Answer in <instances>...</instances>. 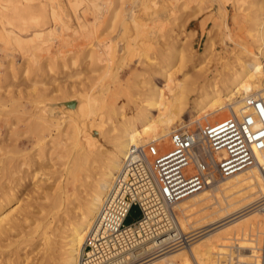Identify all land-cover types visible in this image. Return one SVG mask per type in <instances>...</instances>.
Segmentation results:
<instances>
[{
  "label": "bare ground",
  "instance_id": "obj_1",
  "mask_svg": "<svg viewBox=\"0 0 264 264\" xmlns=\"http://www.w3.org/2000/svg\"><path fill=\"white\" fill-rule=\"evenodd\" d=\"M26 1L27 4L24 6L19 4V0H3L2 3L3 9L10 7V11L6 12V14L3 13L7 16L6 23L9 26H16L19 31L23 30L25 25L28 27L27 24L33 23V25H43L50 19H52L51 21L57 19L60 10L63 12L65 10V14L68 13L65 0ZM87 1L95 9H102L100 7L101 2L98 0ZM146 1L147 0H142L141 4L145 5ZM150 1L152 3L153 0ZM233 1L237 3V7L243 11L242 18L245 22L246 36L242 39H232L227 26V42L233 44L230 54L231 57L228 56L229 58L221 63L222 67L214 75L207 76L200 85L193 86L192 90L190 89L192 94H194L192 99L188 94L189 92L185 93V87H187L185 83L188 81L184 80L183 82L178 81L176 83L173 72L171 73V71H167L166 68H164L161 71L159 70V74L165 80L164 86L167 89L168 95L165 94V91L161 87L148 82L150 86L148 88L146 86L148 90L143 94L144 96L141 95V98L133 99L134 101L132 100L133 109L131 108V114L127 117H125V115L124 118L121 117L117 119V123L115 125L111 124L110 128L108 127L105 129L103 127L105 130L101 129L102 126L105 125V119H103V114L100 115L104 113V111L98 112V110L105 107L111 112V110L115 108L113 107L115 105H113L114 101H111L112 104L107 101L109 97L108 94L105 96V90H98L96 92L89 90L77 96L76 98L78 99L75 98L76 95L72 97L69 94L71 97H68L65 101L63 100V104H67V106L60 110H57V107L54 106H34L36 109H33V121L30 120L32 122L28 123V125H30L29 127L25 126V129L28 131H25V134L32 132L29 136L31 138V135H33L34 138L33 143L30 141V143H32L31 148L35 146L36 149L42 151V153L45 150V144L48 142V140L46 141V135L49 134L50 136H48L50 139H48L52 143V145L50 144L52 147L49 148H53V151L51 150V155L55 153V155L53 154L55 157L60 155L56 150L59 148L61 141H55L57 138L55 139L53 137L52 131L56 130V134L65 135L66 141L63 143L62 152L69 158V160L68 158L66 160L67 163L64 161L66 165L63 162L65 169L62 168V171H64L65 185L59 186L57 191L53 190L55 192L50 193L44 191L46 186L44 185L45 188H43V178H36L39 173L37 174V171L33 169L34 167L28 164L31 162L35 166L38 163L36 162L37 158L40 157L41 160H38L40 165L37 164V168L40 170L43 168L41 167V163L45 158L44 155H47V152L38 157H36L38 152L33 154L35 158V160H33L30 156L29 158L26 157L24 154L26 152L23 153L21 147L18 148V145H20L22 141L18 144L15 143V150H13L14 147L11 149L14 153L8 150L11 154H6L7 156L5 155L6 158L4 160L5 168H3L6 169L5 174L7 173L6 179L8 182H6L5 186H1L0 189V241L3 237L8 235V232H10L9 230L15 228L14 226L18 223L14 216L13 218L10 217L12 213L9 212L13 210L14 207L8 210L6 209L7 206L17 198L18 189L23 186L25 180H33L36 178L35 186H37L35 188L32 185L35 190L33 188L31 190H34L37 194L43 192V195L51 201V204L52 200L55 202L53 203L56 204V206L54 205L53 207L56 208L60 204L63 206L57 208L54 212L52 211V214L58 215L59 219H62V222L60 221L59 225L52 228V232L50 231V233L46 225H43L45 226L44 228L42 227L43 231L41 233L45 234L43 235V253L41 259L35 264H77L85 236L93 222L98 206L102 204L111 182L120 170L126 153L132 146L144 145L149 142L157 143L156 141L165 140L171 133V131H169L170 125L177 122L178 119L181 122L185 121L181 118L182 114H188L189 117H193L201 113L205 118L210 114L220 112L224 109L229 112V115L240 114L243 112L244 100L246 97H264V67H262V56H264V0ZM218 2L220 3L218 8L221 11L223 9V7H221V0H218ZM68 3H71V1ZM73 3L78 5L81 3V0H75ZM110 3L111 2H109V4ZM145 8H148V4L147 6L145 5ZM129 19L138 30L142 27L143 24H141V19H137L134 13L130 14ZM37 30L33 33V36L40 38L43 30ZM16 36H18L17 33ZM168 50L166 53L168 60H172V58L176 56L180 57V59L183 57L181 48H178V46L173 48L169 47ZM85 52V55L92 58L94 57L93 55H97L96 48H90ZM170 61H168V66L171 64ZM156 72L158 73V71ZM113 77H115L114 73L112 74V78ZM185 78L187 77H184V79ZM39 89H42L41 91L45 90V88ZM38 92H35L36 96L40 93L41 95L43 94L39 90ZM34 95L33 98H37ZM40 97L41 96H38L39 99ZM41 98L45 97L42 95ZM55 98H57V96H55ZM55 98L53 99L55 100ZM1 100L2 99H0V101ZM190 102L192 103L191 105ZM16 108L18 109V107ZM23 111L25 112L26 110ZM28 111H26V113ZM156 111L157 114H155ZM112 113H116V110H113ZM23 118L25 119V117ZM197 123L198 125H202L200 122ZM10 126H12V124ZM27 128L32 131H29ZM8 130L12 135L11 128L6 131ZM93 130L96 132V135H93ZM141 130L145 131L146 134H142ZM103 133H105V135L107 133V135L103 136L102 141H104V137H106L109 143L108 148L105 150L103 148L101 149V145L98 143L100 134L103 135ZM63 136H61V138L64 139ZM151 137L158 138L149 140ZM13 140L16 141L14 138ZM4 144L5 143H3V145ZM9 144L11 145L10 142ZM9 144L8 147L7 145L5 146L8 149L12 146ZM6 148L5 151L7 150ZM1 149L3 150V148ZM19 151L24 154L21 155L22 157L19 155L15 156ZM3 152L2 154L5 153ZM214 156L218 157L219 155L216 153ZM16 160L18 163L13 164V161ZM50 165L51 164H49V166ZM60 165H62V163ZM25 166H32V172L30 174L25 173L30 171H25L23 169ZM39 166L41 168H39ZM3 170L2 172L4 174L5 170ZM55 170L53 168V171ZM57 172L59 171L57 170ZM219 178H225V180L222 181L220 185L218 184L214 190H217V192L223 195H216V200L212 201L211 195L208 193V188L214 184L213 182H217ZM13 179L15 180L13 181ZM213 182L200 191L192 193L172 205V210L175 204L178 210V214L174 213L178 223L177 232L181 236L185 235V238H187L182 245L175 248H167L166 251L154 255L153 252L160 247L162 241L158 239H143L140 249L131 253L130 256L132 259L144 254L150 257L144 259L145 257L142 256L140 259H135L131 264H260L259 249L262 243V232H264V227L262 226H264V222H262V219L259 217L257 210H264L260 204L264 203L261 202V198H264V177H262L257 166L254 165L229 176L216 177ZM68 184L72 185L73 189L70 193L68 192ZM35 192H32V194ZM33 196L35 197V195ZM23 197L20 196L19 199L21 200ZM50 198L52 200H50ZM19 199L17 198V200ZM31 200L32 199H30V201ZM45 202H47V200H45ZM255 203L258 204L254 206ZM252 205L253 207H250ZM20 206L21 205H19V207ZM249 207L250 209H248ZM25 209H27V207H25ZM24 211L26 212V210ZM24 214L26 215V213ZM17 217L16 215V218ZM262 217H264V214H262ZM20 218H23V216ZM20 218L18 217L20 220L19 223L22 222ZM18 225L19 224H17V226ZM18 256L19 255L13 258L11 256H0V264H24L27 262V255H22L21 258H18ZM142 259L144 260L142 261ZM125 260L128 259L125 258Z\"/></svg>",
  "mask_w": 264,
  "mask_h": 264
},
{
  "label": "rangeland",
  "instance_id": "obj_2",
  "mask_svg": "<svg viewBox=\"0 0 264 264\" xmlns=\"http://www.w3.org/2000/svg\"><path fill=\"white\" fill-rule=\"evenodd\" d=\"M69 1H71V3H68ZM98 1L102 4L99 3L102 8L100 10L92 7L87 0H81V3L78 5L73 3L75 0H65L66 8L68 9H66L68 11L67 14H65V10L64 12L60 10L57 19H53V21L50 19L44 23L45 25H33V23H31L32 26L31 24H27L28 27L25 25L23 30L19 31L16 26H9L6 23L7 16L4 14L10 11V7L3 9V0H0V99H2L0 101V166H2L0 167V171L2 172L5 168L4 160L8 153H14L13 150L16 148L15 143L18 144L22 141V144L20 143L18 148L21 147V151L23 153L26 152L24 153L26 157L29 158L30 156L33 160H35L33 154L38 152L36 156L38 157L47 152L50 158L46 154H43L45 156L41 163V167L43 168L39 166L42 170L37 168V166L40 165V157L37 158L36 161L38 165L36 164L34 166L31 162L28 164L34 167L33 169L37 171V174L39 173L36 178H43V186H46V188L45 186L43 188H45L44 191L46 192H55L59 189V186L65 185L64 171H62V168L65 169L66 164L64 161H66L68 157L62 152V147L66 140L65 135L56 134V130L52 131L53 137L55 139L57 138L54 140L62 142H60V146L56 150L60 154L58 157L54 156L55 153L51 155V150L53 151V148H49L52 147L50 146L52 143L49 140V134L46 135L47 138L45 137L48 142L45 144L43 153L36 149L35 146L31 148L34 138L33 135H31V138L29 137L32 132L25 134V131H27L25 128L29 127L30 125H28V123L33 121L32 113L34 112L33 109H36L34 106H54L57 107V110H60L67 106V104L63 103L68 97H74L76 95V98L83 92L89 90L94 92L105 90V96L108 94L109 97L107 101L109 103L114 101L113 105H115L113 107L115 108H113V110H116L114 114L112 113L113 110L110 112V110L108 111L105 107L98 110V112L104 111V113L100 114H103V119H105V125L102 126L101 129H107L111 127V124L115 125L117 119L121 117L124 118L125 115V117H127L131 114L133 101L144 96L143 94L148 90L146 86L148 88L150 84L154 83L161 87L165 91V94L168 95L167 89L164 86L165 80L159 74L164 68H166L167 71H171V73L173 72L176 83L178 81H188L185 83L187 86L185 87V93L189 92L188 94L192 99L194 96L191 92L193 86L200 85L207 76L214 75L222 67L221 63L229 58L228 56H230L232 52L231 48H233V44L227 42V26L232 39H242L246 36L245 22L242 18L243 11L237 7V3L233 0H221V7H223L221 11L218 8L220 6L218 0H153L152 3L154 1L156 2L153 3L154 6L150 0H147L145 5L147 6L148 4V8H145V5L141 4L142 0ZM109 2H111L112 5L111 3L109 4ZM19 4L24 6L27 4V1L19 0ZM131 13H134L137 19H141L140 21H142L141 24L143 25L139 30L129 19ZM37 29L40 31L43 30L40 38L33 36V33ZM16 33L18 36H16ZM177 46L181 48L183 57L180 59V57L176 56L173 57L172 60L170 59L171 61L168 60L166 55L167 50L169 47L173 48ZM90 48H96L97 50V55H93V58L85 55V51ZM168 61L171 63L169 66ZM156 71H158V73ZM113 73L115 77L112 78ZM184 77L187 78L184 79ZM39 88H45V90L41 91L42 89L40 90ZM38 90L43 93L42 95L45 98H41L42 95L41 93L38 94ZM35 92H38L37 94L41 96V100L36 96ZM33 95L39 100L33 98ZM55 96H57V98H55ZM52 97L55 98V100ZM191 104L190 102V105ZM15 106L18 107V109ZM23 110L29 111L26 113V111L24 112ZM155 114H157V111ZM28 115L31 116L29 117ZM228 115L229 112L226 109L210 114L205 118L201 113L193 117H189L188 114H182L181 118L185 121L181 122L178 119L177 122L170 125L169 131H172L180 124L187 125V127L193 129L198 125L197 122L201 124L213 123ZM22 116L25 117V119ZM11 124L13 127L10 126ZM9 128H11L12 135L9 130L6 131ZM29 131L32 130L29 129ZM141 133L144 135L146 134L145 131L142 130ZM93 135H96L94 130ZM106 135L103 133V135L100 134V137L98 136L99 139L97 138L98 143L101 145V149L103 148L104 150L109 146L106 137H104V141H102L103 136ZM4 136L7 137L5 138ZM61 136H63L64 139L61 138ZM13 138L16 139V141L13 140ZM151 138H149V140L158 137ZM166 139L156 141L163 150L169 149L170 147L169 137H166ZM30 141L32 143H30ZM3 143L5 144L3 145ZM8 144L11 146L9 149L5 147L6 145L8 147ZM13 147L14 149L11 150ZM1 148H3V150ZM8 150L10 152H8ZM2 152L4 154H2ZM22 152L19 151L17 155H12H19L22 157L21 155H24ZM61 156L64 157L62 158ZM55 159L59 162H56ZM17 163V160L13 161V164ZM61 163L62 165H60ZM49 164L51 165L49 166ZM52 165L54 170L57 168L55 171H53ZM32 166L23 167L25 171L30 170L25 173L30 174L32 172ZM4 170V174L0 172V189L1 186H5L6 182H8L6 179L7 173L5 174L6 169ZM57 170L59 172H57ZM36 178L33 180L27 179L28 181L25 180L23 186L18 189L17 198L19 199L20 196H26L21 198V200L15 198L12 201L13 203L11 202L10 205L7 206L6 209L8 210L14 207L13 210H11L14 212L10 211L9 213H12L10 217L13 218L14 216L18 223H16L14 226L15 228L9 230L10 232H8V235L3 237L0 241L1 257L11 256L13 258L19 255L20 257L18 256V258H21L22 255H27V262L24 264H35L42 257V249L44 247L43 235H45L41 233L45 227L43 225H46L50 233L52 228L59 225L60 221L62 222V219H59L58 215L52 214V211L54 212L63 205L60 204L55 208L53 206H56V204H54L55 202L51 198L50 200H52L53 205L51 201L43 195V192L37 194L34 191V187L36 188L37 186H35ZM14 180L15 179H13V181ZM224 180L225 178H219L217 182H213L214 184L209 187L210 189L208 188V193L211 195L212 201L216 200V195H223L214 189ZM32 188L34 190H31ZM72 190V185L68 184V192L70 193ZM32 192L35 193L32 194ZM30 199L32 200L30 201ZM45 200H47V202H45ZM261 202H264V198H261ZM257 204L258 203H255L254 206ZM19 205L21 206L19 207ZM25 207H27V209H25ZM250 207H253V205ZM250 207L248 209H250ZM24 210H26V212ZM173 210L175 214H178L176 204ZM24 213H26V215ZM257 213L262 219V211L258 209ZM16 215L19 218L23 216V218H20L22 222L19 223L20 220L18 217L16 218ZM139 216V207L136 205L132 206L126 217L125 224L137 220ZM17 224L19 225L17 226Z\"/></svg>",
  "mask_w": 264,
  "mask_h": 264
},
{
  "label": "built area",
  "instance_id": "obj_3",
  "mask_svg": "<svg viewBox=\"0 0 264 264\" xmlns=\"http://www.w3.org/2000/svg\"><path fill=\"white\" fill-rule=\"evenodd\" d=\"M169 143L166 150L154 142L128 150L98 206L77 264H131L142 256L147 259L146 254L130 256L140 249L143 239L162 241L154 255L181 246L187 238L177 232L174 203L210 185L216 177L254 165L264 177V97H246L242 113L213 123L193 129L180 124L169 134ZM134 205L140 216L125 224ZM259 252L260 264H264V232Z\"/></svg>",
  "mask_w": 264,
  "mask_h": 264
}]
</instances>
